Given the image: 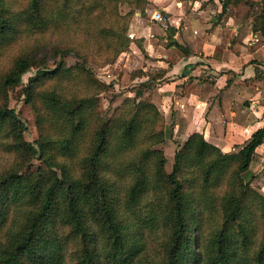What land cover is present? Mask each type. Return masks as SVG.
<instances>
[{
  "label": "trees",
  "instance_id": "obj_1",
  "mask_svg": "<svg viewBox=\"0 0 264 264\" xmlns=\"http://www.w3.org/2000/svg\"><path fill=\"white\" fill-rule=\"evenodd\" d=\"M120 5L142 14L147 1L0 0V264H144L145 233H161L155 264H264V193L249 171L264 127L233 153L192 133L167 173L155 147L171 130L161 116L154 133L156 107L138 101L150 84L130 113L128 98L100 114L106 86L91 66L129 48L133 12L121 15ZM262 10L253 30L264 35V0ZM52 35L60 39L50 44ZM33 69L21 90L38 132L30 143L7 92ZM33 159L41 165L27 170Z\"/></svg>",
  "mask_w": 264,
  "mask_h": 264
},
{
  "label": "crops",
  "instance_id": "obj_2",
  "mask_svg": "<svg viewBox=\"0 0 264 264\" xmlns=\"http://www.w3.org/2000/svg\"><path fill=\"white\" fill-rule=\"evenodd\" d=\"M147 1L163 22L144 25L135 13L126 60L142 73L132 80L151 85L150 102L161 101L174 141L200 133L223 153L237 152L264 127V35L253 30L262 0H227L224 9L221 0ZM249 171L264 193V142Z\"/></svg>",
  "mask_w": 264,
  "mask_h": 264
},
{
  "label": "rangeland",
  "instance_id": "obj_3",
  "mask_svg": "<svg viewBox=\"0 0 264 264\" xmlns=\"http://www.w3.org/2000/svg\"><path fill=\"white\" fill-rule=\"evenodd\" d=\"M147 1V0H146ZM160 11V8H158L156 5H153L152 3H148L147 1V5H146V11L144 13L141 14L140 11L137 10V8L135 7H131V6H126V5H120L118 8V11L121 15H125L128 12H133V15L130 17L129 19V27H132L133 24H137L139 21L137 17H135V13L136 14H140L143 18V20H145L144 25H154V22L150 19V14H152L154 11ZM141 18V19H142ZM148 20V21H147ZM149 22V23H148ZM139 24H141V22H139ZM138 24V25H139ZM158 26L161 29V24H158ZM128 27V29H129ZM155 29H157V25L156 27L153 26ZM158 27V28H159ZM127 35L130 39L131 35L129 33V30L127 32ZM58 39L56 35H52V36H47L46 37V41L48 43H55ZM129 52V48L127 49L126 53L121 54L120 56L117 57L116 60H114V62L112 64L106 65L104 67H98V66H91L92 70H93V74L95 76V79L103 86H106L104 92H102L99 95V105H100V114L103 117L109 118L111 117V115L115 112V109L118 108L119 106L122 105V103L124 102V100H127L129 98L130 102H127L126 105L124 106V111L125 112H129L131 110H134V106H132V102H134L135 104H137V102H149L150 95H147V93L143 94L140 96V98H138L139 100H135L134 96L137 92H139L140 89V84L139 82H134L132 79L134 77H132V74H136V75H140L137 74L138 72L142 73L141 70L139 69L140 65L139 62H131V60H126L127 58V53ZM58 60V59H56ZM64 62L67 66H72L74 64L77 63V61L72 58V57H66L64 59ZM53 66V62L50 61L49 67L52 68ZM34 72V69L24 75L22 77V84L15 87V88H11L8 90L7 94H8V107L9 109H13L15 111V114L21 119L22 122H24L25 126H26V130L23 134L24 140L30 143L35 142V140L38 139V132L35 126V116L34 113L32 112V109L29 105H27L24 101V95H22L21 90L22 88L25 86V84L28 81V78L30 77V75ZM81 86L79 84L71 87V88H80ZM66 91V93H68V89H64ZM77 93L79 96L84 95L85 90L83 89H78ZM146 96V97H145ZM148 97V98H147ZM157 96L155 95L154 100L158 103V105H154L156 107L157 110V117H156V123L153 124V129L152 131L154 133H159L161 132V116L163 118V123L162 126L165 128L169 127V123L171 121H169V116L167 115V117H165L166 113L165 111H162L161 113V101H157L156 100ZM169 104V102H168ZM162 106H166V100L164 101ZM166 108H168V106H166ZM168 119V120H167ZM163 128V129H164ZM167 135H169V131L167 130ZM174 136V134H173ZM172 135H170V138H166V141L163 145H161V143H159L158 146H156L155 148L158 149H163L164 152V157L166 158V163H165V171L167 173H170L172 170V166H173V157L175 152L179 149V147H181V144L179 141H174ZM179 138H176L177 140H181L183 141V137L182 136H177ZM184 143V142H183ZM5 156H1L0 155V166L3 162V160H5ZM41 163L39 161H37L36 159H33L31 161V165L28 166L27 170L30 171H34L36 170V168L38 166H40ZM252 169L255 168V165L253 164V166H251ZM251 187L253 189H255L258 192H261V186L260 184L257 183L256 179H253V181L251 182ZM129 215V220L130 221H134V218ZM135 224V221L133 222ZM260 234V233H258ZM154 235V234H153ZM153 235H148L145 233L144 236V251L140 254V256L138 257V260L140 261L142 259V263L144 264H155L156 262H158L161 259V233H158L157 237L153 236ZM258 238V235L256 237V239L253 242V245L256 244V240ZM203 242V240H202ZM201 246V245H200ZM68 264H70L68 262Z\"/></svg>",
  "mask_w": 264,
  "mask_h": 264
},
{
  "label": "built area",
  "instance_id": "obj_4",
  "mask_svg": "<svg viewBox=\"0 0 264 264\" xmlns=\"http://www.w3.org/2000/svg\"><path fill=\"white\" fill-rule=\"evenodd\" d=\"M150 18H151V20H152L153 22H157V23H161V22H163V18H162V16H161V14L158 13V12H154V13L150 16Z\"/></svg>",
  "mask_w": 264,
  "mask_h": 264
}]
</instances>
